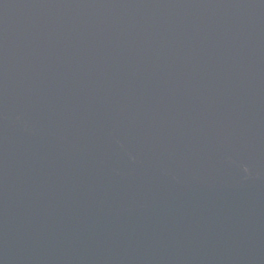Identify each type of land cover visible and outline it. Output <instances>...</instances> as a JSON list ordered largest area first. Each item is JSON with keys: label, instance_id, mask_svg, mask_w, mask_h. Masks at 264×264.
Segmentation results:
<instances>
[{"label": "water", "instance_id": "obj_1", "mask_svg": "<svg viewBox=\"0 0 264 264\" xmlns=\"http://www.w3.org/2000/svg\"><path fill=\"white\" fill-rule=\"evenodd\" d=\"M0 264H264V0H0Z\"/></svg>", "mask_w": 264, "mask_h": 264}]
</instances>
